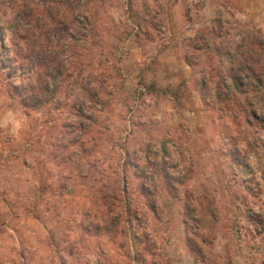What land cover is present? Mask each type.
Returning <instances> with one entry per match:
<instances>
[{
    "label": "rangeland",
    "instance_id": "1",
    "mask_svg": "<svg viewBox=\"0 0 264 264\" xmlns=\"http://www.w3.org/2000/svg\"><path fill=\"white\" fill-rule=\"evenodd\" d=\"M63 1L0 0V264H264V0Z\"/></svg>",
    "mask_w": 264,
    "mask_h": 264
},
{
    "label": "trees",
    "instance_id": "2",
    "mask_svg": "<svg viewBox=\"0 0 264 264\" xmlns=\"http://www.w3.org/2000/svg\"><path fill=\"white\" fill-rule=\"evenodd\" d=\"M67 6L69 5V6H71L72 4H69V3H71L69 0H64L63 1ZM82 2H84V7L85 6H88L89 4H91V2H92V0H82ZM63 3V4H64ZM42 6V5H41ZM67 6H65V7H67ZM90 6V5H89ZM38 8H40V6L39 7H36V8H33L32 9V11L33 12H35V13H38V14H40L41 12H38ZM73 9H74V7H73ZM60 11H62V10H59V12ZM75 11L77 12L76 13V15H72V17L74 16L75 18H76V21L77 22H80L79 21V13H78V11H79V6H77L76 8H75ZM63 12H64V10H63ZM50 17H51V21H54V25L57 23V21H59V13L56 11V13L54 12V13H52L51 15H50ZM81 17V20H82V26H81V28H82V32L81 33H79V34H77V35H74V34H69V39H67V40H65V44H64V46H62L61 47V49H65L64 51H65V53L63 54L64 56H62V57H59V52H55L54 50H51V53H49L46 57H45V60L44 59H41L39 62H40V64L39 65H42V62H44V61H46V67L49 69V74H47L48 76H49V78H51L52 79V81L56 84V83H61V81L65 78V79H69L70 78V76L72 75V74H74V75H80V74H82L84 71H85V63L86 62H83V60L82 59H80V56H81V58L83 57V54H80V53H78V52H76L75 51V49L77 48V49H79V50H86L87 51V45L89 44V45H91V46H94V45H96V46H100V40L99 39H97V38H94V37H99V36H101L102 37V32H101V30L99 31V32H96V31H94L93 30V27H94V24H93V21H89V16H88V13L86 12V14H84L83 16H80ZM39 20H37V18H35V26H39V25H37L36 24V22L37 21H40V25H46V20H43V18H42V16H41V14H40V16H39V18H38ZM60 24H63V22H59ZM48 29V28H47ZM49 30V29H48ZM47 34H45V36L44 37H42V39H43V41L45 42V43H47V44H49V45H51L52 44V39H50V38H53L54 36L52 35V34H50V32H46ZM32 35H34L37 39H38V41H39V43L42 45V43H41V34H33L32 33ZM47 35H49V36H47ZM96 35H99V36H96ZM25 39V43L27 44V42H26V38H24ZM75 43V44H73V43ZM72 43V44H71ZM30 44V43H29ZM32 44V43H31ZM70 47L72 48V49H74V50H70ZM45 49V48H44ZM60 54H62V52L60 53ZM42 58V57H41ZM89 60H91V57H89ZM101 63L102 62H100L99 60L97 61V59L95 58L94 60H93V63H92V65H91V67H96V70H98L99 69V73H100V70H101ZM73 66V67H75L74 68V70L73 71H71V74L70 73H68L67 72V70L69 69V67L70 66ZM88 65H89V63H88ZM69 66V67H68ZM44 67H45V65H44ZM253 67V66H252ZM252 67H248L247 66V69L254 75V73H255V71H254V68L252 69ZM41 71H39V73H38V71L36 72V74L37 75H39L40 77V79L39 80H42V83H44L45 82V79H42L41 78V73H40ZM101 74H103V72H101ZM62 76H64V78L62 77ZM91 76V75H90ZM255 76V75H254ZM72 77V76H71ZM255 81H256V84L257 83H259L260 81H258L257 80V78L255 77ZM42 85V84H41ZM258 85V84H257ZM57 89H55V91H56ZM224 102H225V100H221V102H220V104H221V106H223L224 108H226L227 107V105L225 104V105H223L224 104ZM223 103V104H222ZM226 103V102H225ZM82 104H84V103H82ZM221 108V107H220ZM82 110V109H81ZM38 111V110H37ZM26 161V160H25ZM39 164H40V162L39 161H37L36 162V164H35V166H31V168H33L34 170H36V173L34 174V176H35V178L37 179V187H39L38 189H40V188H43L44 186H43V184H42V182H41V180H40V178L42 177L41 175H40V168H39ZM102 187H104L103 186V184H102ZM108 198H109V195H108V193L107 192H105L104 191V188H101V190L98 192V195H97V197H95V198H93V203H95V204H98L99 203V201L101 202V204L102 205H106V207H107V210L109 211V212H112L113 211V207H112V205H111V203L110 202H108ZM127 200V199H126ZM152 207V206H151ZM102 209H104V208H102ZM102 209H100L99 208V211H100V213L101 214H103L104 215V213L102 212ZM153 209V208H152ZM154 210V209H153ZM98 211V212H99ZM208 215L211 217V220L212 221H214V222H216L217 221V214H216V212L215 211H213V212H208ZM119 219H116V221H118ZM183 222H184V224H185V226H186V224H187V222H188V219H183ZM199 227V225H196L194 228L196 229V227ZM185 229H186V237H185V243H186V245H187V248H188V250H189V253H190V255L193 257V259H196V256H195V248L194 247H192V245H194V241H193V243H190V234H189V231H188V229L185 227ZM198 230H199V228H198ZM194 231V232H192L193 234H197V236L199 235V231ZM200 239H201V242H206V239L205 238H203L202 236L200 237ZM196 240V239H195ZM194 255V256H193Z\"/></svg>",
    "mask_w": 264,
    "mask_h": 264
},
{
    "label": "crops",
    "instance_id": "3",
    "mask_svg": "<svg viewBox=\"0 0 264 264\" xmlns=\"http://www.w3.org/2000/svg\"><path fill=\"white\" fill-rule=\"evenodd\" d=\"M187 250H188V248H187ZM188 251H189V250H188ZM186 254H189V256H191L190 253L187 252L186 249H185V254H184V255H186ZM191 257H192V256H191Z\"/></svg>",
    "mask_w": 264,
    "mask_h": 264
}]
</instances>
